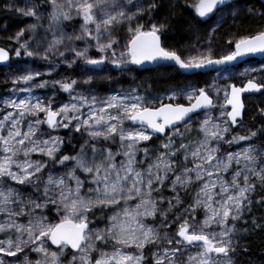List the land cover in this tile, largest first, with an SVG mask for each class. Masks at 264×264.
Wrapping results in <instances>:
<instances>
[{
    "label": "snow or ice",
    "instance_id": "6c2138e0",
    "mask_svg": "<svg viewBox=\"0 0 264 264\" xmlns=\"http://www.w3.org/2000/svg\"><path fill=\"white\" fill-rule=\"evenodd\" d=\"M232 2L193 0L186 6L207 20ZM160 6L158 0H25L23 7L8 8L34 22L9 39L18 45L16 57L23 50L24 56L49 63L57 53L64 56L59 51L63 46L73 53L65 61L68 66L79 60L85 71L106 62L117 68L148 62L198 73L264 56L261 30L228 39L233 47L218 58L211 47L182 57L162 43L168 25L154 19ZM230 14L236 17L237 11ZM45 18L44 30L52 39L41 53L22 38L25 31L34 37ZM223 18L220 14L209 44ZM73 20L80 22L79 33L73 28L68 35L65 22ZM121 29L128 33L123 44L116 35ZM75 41L84 46L77 48ZM35 47L39 49V41ZM93 48L98 57L89 54ZM9 60V51L0 47V64ZM41 75L25 70L12 81L22 86L12 91L28 95L0 102V264H233L231 253L249 232L238 229L237 222L254 206L264 208V149L251 143L235 152L222 153L221 148L252 141L257 131L264 134L262 126L247 135H231L244 117V94H264V77L247 79L243 86L213 84L216 99L202 87L173 89L163 97L135 90L97 97L76 92L77 81L66 79L52 86L68 93L69 102L53 108L51 99L45 104L32 95L33 87L49 84H32ZM83 83H91V77ZM181 97L187 104L176 102ZM194 121L199 138L190 135ZM60 129L87 136L76 155L63 154L71 141L51 134ZM49 163L63 166V171L45 173ZM181 193L192 202L173 213L183 204ZM197 210L203 220H196ZM173 225L176 230L170 233ZM259 229L264 223L253 218L252 230ZM26 250L36 258L30 259Z\"/></svg>",
    "mask_w": 264,
    "mask_h": 264
},
{
    "label": "trees",
    "instance_id": "16d2710c",
    "mask_svg": "<svg viewBox=\"0 0 264 264\" xmlns=\"http://www.w3.org/2000/svg\"><path fill=\"white\" fill-rule=\"evenodd\" d=\"M9 2H16V0H0V47L6 48L12 54L11 64L7 67H0V99L1 97L11 91V85L9 81H6V73L11 70H21L22 66L30 67V69H38L44 74L37 77L33 82L40 83L42 81H48L47 87L42 88L45 92H50L52 95L60 98H65L59 89V86H52V82L56 78L61 80H77L76 91H96L104 92L113 84L124 83L128 86H133L136 88H144L149 95H163L173 89H181L188 84H196L198 87H202L205 75L201 73H191L187 74L180 70L179 68H172L168 66H161L153 68L150 70H143L139 65L127 64L122 68H117L111 63L106 62L104 65L100 66V69H94L91 71H84V67L81 65V61L77 60L75 64L71 67L67 66L64 62L63 57L59 56L57 53L55 56L50 57L52 63L47 60L41 59L39 57L30 58L23 55L21 57H16L14 55V50L18 47L17 43L7 36L8 33L15 29H25L26 26L31 22L30 17H22L15 13V11H10L8 8ZM160 7L154 13V19L157 22L166 23L168 29L164 36H162V43L165 47L174 49L182 57H185L189 50L190 41L192 40L195 33H201L203 35L209 34L211 29L216 23L214 15H212L207 20L199 18L194 9L187 5H190L193 0H158ZM239 3L251 4L254 6L255 14H249L246 12L241 13L235 24L229 26V28H223L220 31V40L215 43L219 53L229 51L233 46L228 44L226 41L228 39L235 40L241 35H246L250 33H256L264 30V4L259 3L255 0H242ZM237 3V4H239ZM233 5L229 6L232 7ZM173 13L175 15H173ZM146 23V21H142ZM79 21H71L65 23V30L71 31L73 28L79 31ZM6 26V27H5ZM36 34V33H35ZM116 35L121 41L127 39L128 33L126 29L118 30ZM23 39H28L31 42L32 50H38L39 52H44V46L39 38V35L32 36L28 31L25 32ZM39 41L40 47L37 49L35 45ZM67 44L68 42L65 41ZM219 44V46H218ZM77 48L84 46L83 41H75ZM59 51H63L65 54L73 53L71 51H66L63 46L60 47ZM93 57H98L99 54L96 52L95 48L91 49L90 53ZM91 68V66H88ZM51 68L56 70L55 73L47 72ZM91 77V83L85 84L84 80ZM236 84L238 82L233 79L221 80L220 84L224 87L228 84ZM178 103H184L181 100L176 101ZM240 126H244L247 130L240 129ZM262 126H264V115L261 113H246L244 120L240 123L238 127H233L231 130V135H247L248 131H257ZM61 137L65 140H70L71 143H66L62 149L63 154L66 155H76L79 152L80 145L84 143L86 139L79 133H73L68 129H60ZM193 138H199L195 134H191ZM155 139V138H154ZM256 144L264 148V134L257 131V136L253 138L252 141H242L239 144H234L233 147L238 148L242 145ZM34 159H41L39 156H34ZM46 159V158H43ZM63 169L61 165H53L49 163V167L44 171L47 173L49 169L52 171H57L53 169ZM79 174V173H78ZM83 179V176L81 177ZM164 192V190H162ZM186 201V197L184 199ZM181 208L173 209V213L177 212ZM54 213H49L50 218ZM173 218L172 213L169 214V220ZM253 217H251L252 223ZM261 223H264V216H259ZM96 223L103 228L105 226L104 222L97 220ZM159 218L157 224H159ZM176 225L170 228L172 233L176 230ZM238 229H249L247 234L240 236L243 242V246L238 249L239 260L238 264H264V229H259L251 231L248 225H242V220L237 222ZM245 248L247 250H245ZM27 253V251H26ZM22 255H25L23 253ZM31 259H35L34 253H29ZM11 259V258H9Z\"/></svg>",
    "mask_w": 264,
    "mask_h": 264
},
{
    "label": "rangeland",
    "instance_id": "374dc122",
    "mask_svg": "<svg viewBox=\"0 0 264 264\" xmlns=\"http://www.w3.org/2000/svg\"><path fill=\"white\" fill-rule=\"evenodd\" d=\"M37 2H39V0H37ZM24 3H25V0H16V2H9L8 4L13 6V8H15L16 6L23 7ZM248 9L252 10L251 13L248 12ZM48 10L50 11V9H48ZM233 10L237 11V16L236 17H233L230 14L231 11H233ZM243 12H246V13H249V14H255L254 6L251 5V4L247 5L246 3H239V4L235 3L232 7L227 6L222 11H219L218 13L213 14L215 19H216V23H215L214 27H216V25H217V21L219 19L220 14H223L224 18L221 21L220 26L216 28V32L212 35L211 44L208 43V38H209V34L210 33L209 34H205V35H203L201 33H195L193 38H192V40L190 41L189 50L186 53L185 57L190 56V55L194 56L198 52H206L209 47H211L214 57L218 58L219 56H222V55L226 54L228 51L227 52H223V53H219L218 50H217V47L215 46V43L220 40V31H221V29L229 28L230 25L233 26L235 24V21L237 20L238 16L241 13H243ZM73 21H75V20H73ZM31 22L32 23L34 22L32 18H31ZM43 25H44L43 28L37 29L35 36L38 34L39 38L41 39V42L43 43V46H45V44L52 39L51 34L50 33L46 34L45 30H44L48 26L47 18L44 19ZM65 29L66 28L64 27V31L68 35H72L73 30L66 31ZM20 30L21 29H17V30L13 29V30H11L8 33L7 36L8 37L14 36ZM78 33H79V31H77V34ZM123 43H124V41H121V44H123ZM83 44H84V42H83ZM218 46H219V44H218ZM119 50H121V49H118V51ZM71 58H72V55L68 54V55H64L63 60L65 62L67 60H70ZM67 66H68V64H67ZM252 69H256V71H252ZM25 70L38 71V72L44 74L43 72H41L38 69H30V67H27V66H22L21 70H15V69L9 70L6 73V78H7L6 81H9V83L11 85V88H10L11 91L5 93L1 97L0 102H2L3 100H5V99H7L9 97H11L13 99H16L18 97L19 98H23L24 96L28 95V93H17V94L14 95V93L12 91L14 88L22 86V85H14L12 83V81H13V79L16 76L23 74L25 72ZM245 70H248V74L247 75H241V73H244ZM47 72L55 73L56 70L54 68H51ZM206 76L207 77H205V79L203 80L202 88H205L206 90H208L209 94L213 95V98L216 99L215 94L211 90V85L216 84L217 86L223 88V86L220 84V81L221 80H225V79L236 80L239 84L246 83L247 79H250V78H256L258 81H260L261 78L264 77V61H262V62H247V63H245L244 65H242L240 67H236V68L228 70V71H223L222 70V71L216 72L214 74H207ZM60 80H61L60 78H58V79L56 78L55 81H60ZM72 80H76V79H72ZM32 84L35 85V84H37V82H32ZM183 88L191 89V88H201V87H198V86H196V84L192 83V84H188L187 86H185ZM133 90H135V92L137 94H140V95H145V96H149V97H155V95H149L145 91L144 88H141V87L136 88V87H133V86H128V85H126L124 83H121V82L118 83L117 85H114V86L112 84L108 88V90L104 91V92H96V91H90V92L89 91H83V92L76 91V92L84 94V95H96L97 97H107V96H110V95H113V94H116V93H121V92L129 93V92H132ZM170 91H168L167 93H165L163 95H156V96L163 97V96L169 94ZM61 93L63 94V96H65V98L64 99L60 98V100H59V98L57 96L52 95L50 92L43 91L42 88L33 87L32 95L40 97L44 101L45 104H47L49 99H51L52 100V107L53 108H57L60 105L69 102V94L65 93L63 91H61ZM179 100L186 101L183 97H181ZM165 102H167V101H165ZM2 106H3L2 103H0V107H2ZM246 107H247V112L261 113L260 110L264 109V94L259 95V96H251V97L247 98ZM5 111H8V109H6ZM85 111H87V109H85ZM3 114L4 113L0 112V117H2ZM218 115H219L218 112H213V116L214 117L218 116ZM41 118H43V114H41ZM199 119H203V115H200ZM198 127H199V124L196 121H194L192 123V129L193 130L190 133V135L191 134H195V135L199 136V133L196 131L198 129ZM41 129L44 132H48L49 131L46 126H41ZM240 129L247 130V128L244 127V126H240ZM181 130H183V128ZM51 134L52 135L61 136L60 135V130L56 131V132H52ZM82 137H83V139L87 138L86 135L82 136ZM254 145L258 149H264V148H262V147H260V146H258L256 144H254ZM246 146L247 145H242V146H239L238 148H235V147H233V145L229 146V145L225 144V145L222 146L221 152L222 153L227 152V151L235 152V151L240 150V148L246 147ZM112 147H113V150H115L116 146L113 145ZM117 159L119 160L120 157H117ZM53 170L63 171V169H59V168L58 169H53ZM57 171H53V172L56 173ZM164 195L165 196H171L173 194H172V192L170 190H164ZM181 195L183 197V204L180 205V207H179V208H181L180 210H182L185 205H187V204L192 202L190 195H185L184 193H181ZM185 197H186V201L184 200ZM163 206L166 208L167 207V203L165 202V204ZM180 210H178V211H180ZM259 216H264V208L254 206L253 207V211L251 213H246L244 215V217L242 218V225L243 226L244 225H248L250 227L251 231H253L252 230V223H251L250 219H251V217H253V218H256L258 222H260ZM203 218H204L203 212L201 210H197L196 220H203ZM245 220L248 222L247 224L244 223ZM167 230L170 233H172L170 231V228H168ZM241 246H243V242H242V239L239 238V243H238V246L236 247V251L231 253L233 264H238V260H239L238 249ZM22 254L23 253L20 254V258L21 259L24 256ZM27 254H29L28 251H27ZM29 258L31 259L30 255H29ZM11 259H17V258H11Z\"/></svg>",
    "mask_w": 264,
    "mask_h": 264
},
{
    "label": "water",
    "instance_id": "95a60500",
    "mask_svg": "<svg viewBox=\"0 0 264 264\" xmlns=\"http://www.w3.org/2000/svg\"><path fill=\"white\" fill-rule=\"evenodd\" d=\"M241 0H233L232 3H236V2H239ZM257 2L259 3H263L264 4V0H256ZM231 4V3H230ZM221 10V9H220ZM6 49V48H5ZM7 50V49H6ZM9 51V50H8ZM9 54H10V60L8 62H5L3 64H0V67H7L11 64V60H12V55L9 51ZM251 59H255V60H261V61H264V56H261V55H255V56H249V57H245L243 58L242 60H238L237 62H235V66H232V65H227V66H215L214 68H208V69H204L202 70L201 72H198V73H201V74H210V73H213V72H217L219 70H223L225 67L227 68H233V67H239V66H242L244 63L248 62L249 60ZM141 67L143 69H152V68H157L159 67L158 65L156 64H153V63H148L146 62L145 64L141 65ZM168 67H175V66H168ZM191 74V73H189ZM261 95V93H245L244 96H243V100H244V103H245V99L247 97H250V96H259ZM245 110H246V105H245V109H244V117H245ZM243 117V119H244ZM243 121V120H242ZM54 247V246H53Z\"/></svg>",
    "mask_w": 264,
    "mask_h": 264
},
{
    "label": "flooded vegetation",
    "instance_id": "af4514ba",
    "mask_svg": "<svg viewBox=\"0 0 264 264\" xmlns=\"http://www.w3.org/2000/svg\"><path fill=\"white\" fill-rule=\"evenodd\" d=\"M187 104V102H185Z\"/></svg>",
    "mask_w": 264,
    "mask_h": 264
}]
</instances>
